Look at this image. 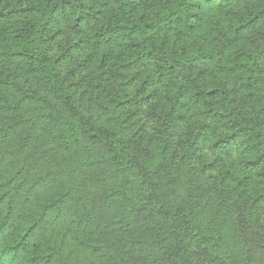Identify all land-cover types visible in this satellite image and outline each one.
I'll return each mask as SVG.
<instances>
[{
  "label": "trees",
  "instance_id": "trees-1",
  "mask_svg": "<svg viewBox=\"0 0 264 264\" xmlns=\"http://www.w3.org/2000/svg\"><path fill=\"white\" fill-rule=\"evenodd\" d=\"M246 225L264 0H0V264H253Z\"/></svg>",
  "mask_w": 264,
  "mask_h": 264
},
{
  "label": "rangeland",
  "instance_id": "rangeland-1",
  "mask_svg": "<svg viewBox=\"0 0 264 264\" xmlns=\"http://www.w3.org/2000/svg\"><path fill=\"white\" fill-rule=\"evenodd\" d=\"M216 14H213L211 12H208L203 20V23L206 24V22H214L217 20ZM214 19V20H213ZM222 21V20H221ZM145 68L141 70L138 73V81L140 80L141 76L144 74ZM86 75V74H85ZM94 94V93H93ZM95 95V94H94ZM134 149L138 150L140 153H142L143 156H150V152L143 150L142 148L138 147L137 145H134ZM158 181L159 183L162 182V187L159 191L162 194V196L166 197L169 194V191L171 190V187L169 183L167 182L166 176L163 172H160L158 175ZM245 232L250 240L249 247L252 248V258H254L253 261H251L253 264H264V231L261 229L253 228L251 226L246 225Z\"/></svg>",
  "mask_w": 264,
  "mask_h": 264
}]
</instances>
